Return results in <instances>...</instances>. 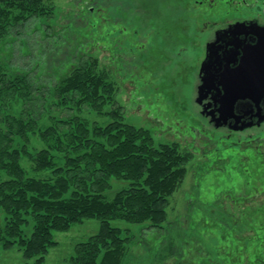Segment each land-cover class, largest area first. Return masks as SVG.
I'll list each match as a JSON object with an SVG mask.
<instances>
[{"label":"rangeland","instance_id":"1","mask_svg":"<svg viewBox=\"0 0 264 264\" xmlns=\"http://www.w3.org/2000/svg\"><path fill=\"white\" fill-rule=\"evenodd\" d=\"M44 3L51 15L11 27L0 42V60L29 73L33 85L45 91L38 126L75 116L91 125H106L113 112L126 123L148 128L155 145L176 144L191 156L160 228L148 227L147 222L110 221L121 228L122 236H133L128 262L264 264V123L244 131L214 129L195 99L207 41L228 24L264 21V0ZM88 56L96 58V70H104L113 83L111 96L98 107L76 104L77 96L70 94L58 101L51 86ZM24 104L13 100L0 109V116L18 115ZM16 143L26 145L21 164L29 176H52V169L36 170L32 161L47 147L38 132ZM51 151L54 164L64 165L65 153ZM109 182L104 192L108 199L130 185L122 179ZM32 224L29 218L23 227L26 235ZM98 228L99 219L87 218L67 230L53 231L57 244L40 262L25 258L17 245L0 248V264H72L75 245Z\"/></svg>","mask_w":264,"mask_h":264},{"label":"trees","instance_id":"2","mask_svg":"<svg viewBox=\"0 0 264 264\" xmlns=\"http://www.w3.org/2000/svg\"><path fill=\"white\" fill-rule=\"evenodd\" d=\"M50 11L44 0H0V42L11 27L49 16ZM95 59L81 58L71 66L51 86L53 97L63 102L75 95L76 104L95 107L105 103L113 83L104 70H96ZM44 92L33 85L29 73L0 60V109L16 99L25 103L18 115L0 116V248L17 245L25 258L40 262L57 244L53 231L97 218V232L75 245L72 264H130L133 236L128 232L122 236L121 228L110 221L147 222L148 227L160 228L167 220L169 197L185 177L191 156L176 144L155 145L148 128L126 123L113 112L106 125H91L75 116L38 126ZM33 130L47 143L33 155L35 169H52L51 177L29 176L21 164L28 152L25 144L16 141ZM54 149L65 153L64 165L52 161ZM112 178L128 180L130 185L108 199L104 192ZM29 218L32 230L26 235L23 227Z\"/></svg>","mask_w":264,"mask_h":264},{"label":"water","instance_id":"3","mask_svg":"<svg viewBox=\"0 0 264 264\" xmlns=\"http://www.w3.org/2000/svg\"><path fill=\"white\" fill-rule=\"evenodd\" d=\"M251 22L244 20L228 24L216 30L214 38L206 43L207 56L200 68L196 101L202 103L208 93L213 94L218 107L206 111L207 106L204 105L201 114L209 116L217 128L230 119L234 124L229 127L234 130L264 122V44L258 41L251 50L245 39L234 36L247 34L256 26L264 30L263 26ZM226 37H231V40L226 41ZM230 46L219 57L221 49ZM237 107L243 110L242 114L235 113Z\"/></svg>","mask_w":264,"mask_h":264},{"label":"flooded vegetation","instance_id":"4","mask_svg":"<svg viewBox=\"0 0 264 264\" xmlns=\"http://www.w3.org/2000/svg\"><path fill=\"white\" fill-rule=\"evenodd\" d=\"M249 21H252L251 23H254V24H257V25H260V26H263L264 27V21H260L259 19H257V18H252V19H248ZM253 26H255V25H253ZM213 35H214V33H213ZM235 36V38H239V39H245V42L246 43H248L249 44V48L252 50V48H254V45L258 42V41H260V43H262V44H264V30L262 31L261 30V28H259V27H255V28H250V30H249V32L247 33V34H239V35H234ZM214 38V36H212L211 38H210V40H208L207 41V43L209 42V41H211L212 39ZM225 40L226 41H229V40H231V37H226L225 38ZM222 45H224L223 43H221ZM232 46H230V47H226V48H222L221 49V52H220V54H219V57H222V54H225L226 52V50H229L230 48H231ZM206 56H207V51H206V45H205V54H204V60H205V58H206ZM203 60V61H204ZM202 61V62H203ZM202 62H201V64H202ZM201 64H200V68H201ZM200 68H199V70H198V74H197V80H198V84L196 85V97H197V86L200 84ZM212 95L213 94H211V93H208L207 94V97L202 101V103H198V104H200L202 107L205 105V106H207V108H206V111H211L212 109L213 110H216V107H218V103H217V101L215 102L214 101V99L212 98ZM196 99V98H195ZM203 110V109H202ZM201 110V111H202ZM242 109H240L239 107H237V109L235 110V113H238V114H242ZM254 111V110H253ZM255 112V111H254ZM218 115V113L216 112V116ZM203 116H205L206 118H207V120H208V123L212 126V128H214V129H226V130H229V131H244V130H246V129H248V128H250V127H248V128H244V129H242V130H234V129H232L231 127H229V126H232L233 124H234V121H233V119H230V120H228L227 121V123L226 124H224V125H221V126H219L218 128L217 127H215L214 126V123L213 122H210V117L209 116H206V115H203ZM256 120V119H255ZM264 123V122H263ZM263 123H261L260 125H253V126H258V127H260ZM252 127V126H251Z\"/></svg>","mask_w":264,"mask_h":264}]
</instances>
